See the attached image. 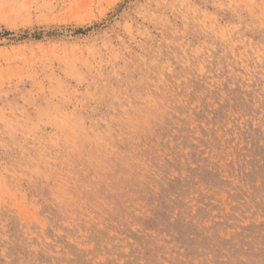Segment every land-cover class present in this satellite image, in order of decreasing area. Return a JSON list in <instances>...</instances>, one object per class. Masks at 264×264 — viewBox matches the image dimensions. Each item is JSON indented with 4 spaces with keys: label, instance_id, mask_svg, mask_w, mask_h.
<instances>
[{
    "label": "rangeland",
    "instance_id": "rangeland-1",
    "mask_svg": "<svg viewBox=\"0 0 264 264\" xmlns=\"http://www.w3.org/2000/svg\"><path fill=\"white\" fill-rule=\"evenodd\" d=\"M0 264H264V0H0Z\"/></svg>",
    "mask_w": 264,
    "mask_h": 264
},
{
    "label": "bare ground",
    "instance_id": "bare-ground-1",
    "mask_svg": "<svg viewBox=\"0 0 264 264\" xmlns=\"http://www.w3.org/2000/svg\"><path fill=\"white\" fill-rule=\"evenodd\" d=\"M85 1V0H84ZM84 12H85V10H84ZM73 13V12H72ZM87 16V15H86Z\"/></svg>",
    "mask_w": 264,
    "mask_h": 264
}]
</instances>
